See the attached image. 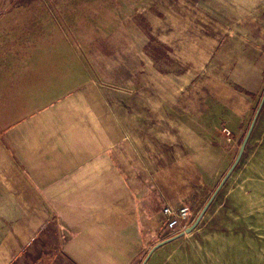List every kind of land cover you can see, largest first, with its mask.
I'll list each match as a JSON object with an SVG mask.
<instances>
[{
	"label": "crops",
	"instance_id": "obj_1",
	"mask_svg": "<svg viewBox=\"0 0 264 264\" xmlns=\"http://www.w3.org/2000/svg\"><path fill=\"white\" fill-rule=\"evenodd\" d=\"M184 3L147 19L185 76L149 57L147 91L111 89L86 47L37 78L0 77V264H142L164 240L194 239L200 227L165 234L163 208L204 201L239 153L264 69L226 79L214 58L235 35L264 56V0Z\"/></svg>",
	"mask_w": 264,
	"mask_h": 264
},
{
	"label": "rangeland",
	"instance_id": "obj_2",
	"mask_svg": "<svg viewBox=\"0 0 264 264\" xmlns=\"http://www.w3.org/2000/svg\"><path fill=\"white\" fill-rule=\"evenodd\" d=\"M206 1L214 6L213 0ZM184 2L198 0H0V77L37 78L41 73L53 71L55 60L72 59L73 50H78L82 60L86 47L94 60L95 76L111 89L129 92L136 87L147 91L149 57L161 74L185 76L184 67L170 49L151 33L147 19V16L162 19L168 10L186 11ZM234 38L230 48L214 58L215 70L226 79L243 74L255 76V67L264 69L263 52L251 40L245 42L236 35ZM18 62L24 64V71L20 68V72L12 73L10 65ZM251 69L255 71L249 72ZM263 94L264 86L256 94L253 116ZM4 103L0 95V119L5 116ZM222 125L216 130L213 123H207L206 132L212 134L216 130L232 137L231 130ZM210 197L204 201L195 197L183 205L193 210L196 220ZM198 227L200 230L189 234L194 239L187 238L169 248L163 245L153 248L154 245L143 255L142 262L264 264V106L241 159L195 230ZM164 230L167 231L165 225Z\"/></svg>",
	"mask_w": 264,
	"mask_h": 264
},
{
	"label": "built area",
	"instance_id": "obj_3",
	"mask_svg": "<svg viewBox=\"0 0 264 264\" xmlns=\"http://www.w3.org/2000/svg\"><path fill=\"white\" fill-rule=\"evenodd\" d=\"M226 131L230 134L229 130L226 129ZM163 217L165 229L171 233L180 230L184 232L195 220L193 210L187 205L176 208L168 204L163 208Z\"/></svg>",
	"mask_w": 264,
	"mask_h": 264
},
{
	"label": "water",
	"instance_id": "obj_4",
	"mask_svg": "<svg viewBox=\"0 0 264 264\" xmlns=\"http://www.w3.org/2000/svg\"><path fill=\"white\" fill-rule=\"evenodd\" d=\"M263 104H264V95H263V97H262V99H261V101H260V104H259V106H258V108H257V110H256V112H255V114H254V116H253V119H252L251 125H250V127H249V129H248V132H247V134H246V136H245V138H244V140H243V142H242V144H241V147H240L239 153H238V155H237V157H236L234 163L232 164V166L230 167V169L228 170V172L224 175V177L222 178V180H221L219 186L215 189V191L213 192V194H212L211 197L209 198L208 202L205 204V206L203 207V209H202V210L200 211V213L198 214L197 219L194 221V223H193L190 227H188V228H187L184 232H182L181 234L189 233V232H191L193 229H195V228L197 227V225H198L199 222L201 221V218H202V216L204 215L205 211L207 210V208H208L209 205L211 204V201L215 198V196L217 195V193H218L219 190L221 189L223 183L225 182V180L227 179V177L229 176V174L233 171V169H234V168L236 167V165L238 164V162H239V160L241 159L242 154H243V152H244V150H245V147H246L247 141H248V139H249V137H250V134H251V132H252V130H253V127H254V125H255V123H256V120H257V118H258V116H259V113H260V111H261V108H262ZM166 241H167V240H164V241H162V242L156 244L153 248L158 247V246H160V245H163ZM144 263H145V260H144V262H142V264H144Z\"/></svg>",
	"mask_w": 264,
	"mask_h": 264
}]
</instances>
